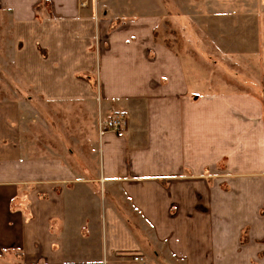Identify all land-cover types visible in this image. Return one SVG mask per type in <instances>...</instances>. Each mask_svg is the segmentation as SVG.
I'll list each match as a JSON object with an SVG mask.
<instances>
[{"label": "crops", "instance_id": "1", "mask_svg": "<svg viewBox=\"0 0 264 264\" xmlns=\"http://www.w3.org/2000/svg\"><path fill=\"white\" fill-rule=\"evenodd\" d=\"M95 1L0 0L31 94L0 100V264H263L262 111L195 87L157 17L114 24ZM79 105L92 156L25 124ZM117 113L124 137L99 134Z\"/></svg>", "mask_w": 264, "mask_h": 264}, {"label": "rangeland", "instance_id": "2", "mask_svg": "<svg viewBox=\"0 0 264 264\" xmlns=\"http://www.w3.org/2000/svg\"><path fill=\"white\" fill-rule=\"evenodd\" d=\"M95 2L98 16H106L114 24L157 17L156 39L180 58L186 75L197 83L195 87L202 83L208 93L213 90L247 96L264 116V0ZM12 50L10 20L0 11V100L19 102L31 94L12 66ZM29 117L25 124L32 126V137L39 136L38 127L44 125L51 146L55 145L54 141L72 143L76 138L73 149L79 154L93 155L90 131L93 118L85 105L67 112L59 108L39 112L37 106ZM75 128H79L78 133H73ZM14 257L16 263H22L20 253H14Z\"/></svg>", "mask_w": 264, "mask_h": 264}, {"label": "built area", "instance_id": "3", "mask_svg": "<svg viewBox=\"0 0 264 264\" xmlns=\"http://www.w3.org/2000/svg\"><path fill=\"white\" fill-rule=\"evenodd\" d=\"M98 133L111 132L118 138H123L126 129V117L123 113H117L105 120H98ZM133 261L139 264H146L141 256H135Z\"/></svg>", "mask_w": 264, "mask_h": 264}]
</instances>
